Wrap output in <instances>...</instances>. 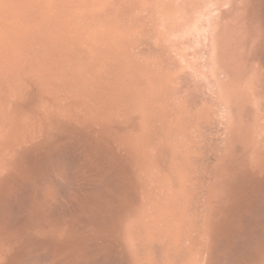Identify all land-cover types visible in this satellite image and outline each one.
Listing matches in <instances>:
<instances>
[{
  "label": "bare ground",
  "instance_id": "1",
  "mask_svg": "<svg viewBox=\"0 0 264 264\" xmlns=\"http://www.w3.org/2000/svg\"><path fill=\"white\" fill-rule=\"evenodd\" d=\"M0 264H264V0H0Z\"/></svg>",
  "mask_w": 264,
  "mask_h": 264
}]
</instances>
